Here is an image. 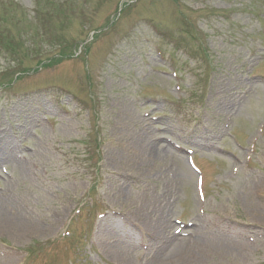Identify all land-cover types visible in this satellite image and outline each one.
I'll list each match as a JSON object with an SVG mask.
<instances>
[{"label":"rangeland","instance_id":"obj_1","mask_svg":"<svg viewBox=\"0 0 264 264\" xmlns=\"http://www.w3.org/2000/svg\"><path fill=\"white\" fill-rule=\"evenodd\" d=\"M0 264H264V0H0Z\"/></svg>","mask_w":264,"mask_h":264},{"label":"bare ground","instance_id":"obj_2","mask_svg":"<svg viewBox=\"0 0 264 264\" xmlns=\"http://www.w3.org/2000/svg\"><path fill=\"white\" fill-rule=\"evenodd\" d=\"M258 216H260L259 214H257ZM10 225H11V227L13 228V229H17V227H18V225L16 224V222H14V220L11 218V220H10ZM10 227V228H11ZM198 242V241H197ZM196 242V243H197ZM198 249H201V248H198Z\"/></svg>","mask_w":264,"mask_h":264}]
</instances>
